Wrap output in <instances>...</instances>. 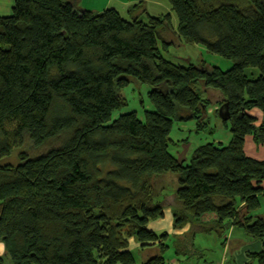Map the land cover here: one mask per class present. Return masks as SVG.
Returning <instances> with one entry per match:
<instances>
[{
	"label": "trees",
	"instance_id": "obj_1",
	"mask_svg": "<svg viewBox=\"0 0 264 264\" xmlns=\"http://www.w3.org/2000/svg\"><path fill=\"white\" fill-rule=\"evenodd\" d=\"M166 1L154 14L137 0L124 17L69 0H13L0 16V160L18 152L16 164L0 161V264H136L129 239L158 249L140 264H165L170 248L199 255L196 233L229 229L264 246V212L255 213L264 160L243 150L247 136L264 143L263 121L249 114L264 119V0ZM165 32L232 66L166 59ZM129 84L147 87L151 109L113 118ZM211 106L229 126L228 144L206 142L188 161L172 155L173 122L203 130ZM27 142L41 151L31 155ZM166 174L177 176L174 189L160 184ZM165 207L185 232L147 228ZM248 255L264 264V252Z\"/></svg>",
	"mask_w": 264,
	"mask_h": 264
},
{
	"label": "rangeland",
	"instance_id": "obj_2",
	"mask_svg": "<svg viewBox=\"0 0 264 264\" xmlns=\"http://www.w3.org/2000/svg\"><path fill=\"white\" fill-rule=\"evenodd\" d=\"M127 2L128 0H111L109 3L108 0H82L77 1L76 6L89 7L90 9H94V12L102 11L107 7H115L122 16L125 17V9L124 6L118 4V2ZM137 1V0H136ZM109 3V4H107ZM147 8L150 13H159L165 12L167 9V1L166 0H146ZM172 23L176 27V17L171 13ZM176 31V29H175ZM166 37V41H172L173 44L169 47V49L163 53V56L171 61L181 60V61H189L195 65H199L200 63H204L206 66H216L220 70L225 71L232 66V62L228 59H225L219 55L208 52L204 46L202 45H190L180 42L176 36H174L171 32L164 33ZM244 74L248 78H256L259 75V71L256 68H247L244 70ZM147 87L146 86H137L135 84H129L125 89H123L124 98L127 101V105L122 108L120 111L113 113V118L118 116L120 113L135 111L138 116H142L143 109H151V105L147 99ZM210 95H214L213 93H205L206 98H210ZM212 107V106H211ZM249 114L253 117L257 118V123H260L264 119L262 118V114L259 109L253 108L249 111ZM207 127L203 130H197L196 124L194 121H176L173 122L171 131L169 134L170 139L175 141L174 144L169 145V152L175 157H179L180 155L186 156V160L191 153H189V149H193L197 145L209 141H213V139H220L223 144H226L231 136L229 131V126L227 123H223L217 117L212 114L207 115ZM178 140V141H177ZM24 148L28 149V152L31 155L36 154L40 150L29 149L30 144L27 142L24 145ZM17 148H14L13 151L5 158L1 159L2 163H17ZM192 149L190 152H192ZM244 153L254 159L264 160V143L255 144L250 136H247L244 143ZM176 179L177 176L174 174H166L160 177V184L169 185L171 188L176 187ZM174 187V188H175ZM173 188V189H174ZM260 207L257 209L256 213H262L264 211V197L260 198ZM222 240L231 241V247L227 244L224 249L222 245ZM257 241L254 239L248 238L243 231L240 229H233L231 231H226L221 238H218L214 234H204V233H196L194 237V248L199 252V255L192 254L187 258L185 256H175L173 253V249H168L164 252L165 263L168 264V260L171 258L177 260V264H237L238 256L236 253L238 249L245 244L250 242ZM247 253L246 260H244V264H259L257 257H250ZM135 259L137 263H140V255L138 252L135 253ZM242 263V264H243Z\"/></svg>",
	"mask_w": 264,
	"mask_h": 264
},
{
	"label": "crops",
	"instance_id": "obj_3",
	"mask_svg": "<svg viewBox=\"0 0 264 264\" xmlns=\"http://www.w3.org/2000/svg\"><path fill=\"white\" fill-rule=\"evenodd\" d=\"M69 1L71 3H73V5L75 6V8H77V9H86V10H90V11H93L94 12V9H90L89 7H86V6L85 7L76 6L75 3L77 1H81L82 2V0H69ZM108 2L110 3L111 0H108ZM133 2H136V0H128L127 2H121L120 1V2H118V4L124 6V8H125L127 5H129V4L133 3ZM109 3H107V4H109ZM12 6H13V0H0V16L10 15L11 14ZM110 8L116 9L115 7H110ZM215 108L216 107H209L207 109V114H211L212 111H213V109H215ZM139 117L141 118V116H139ZM230 138H231V136H230ZM245 139H246V137H245ZM171 141H172V144H174V145L177 143V142L175 143V141H173L172 139H171ZM229 141H230V139H229ZM209 142H213L215 144H220V145H223V146L228 144V142L226 144H223L220 139H213V141H209ZM202 144H204V143H201L199 145H202ZM199 145H197L196 147H198ZM196 147H194V148H196ZM191 149H189V153H191L190 152ZM189 157H188V159H189ZM185 158H187V157L185 156ZM147 228L149 230L154 231V232H157V233H159V232H166L167 234L180 235V234H182L183 232H185L187 230L188 226H185L182 229H173L170 208L165 207L163 209V217L162 218L155 219V220L149 222L148 225H147ZM229 231H231V233H232L233 229H229ZM227 244L231 247V241L229 242V241H226L225 240V243L223 244L224 249L226 248ZM139 245L140 244L137 243V242H135L133 239H129V243H128L127 249L128 250H131L134 253V257H135V253L136 252L139 253L140 259H141L140 263L158 253V249L155 246H147V247L139 248ZM201 251H202V249L199 250V252H201ZM261 251L264 252V246H262L261 242L258 241V240L257 241L250 242V243L245 244V245H242L238 249V251L236 252V253H238V254H236V256H238V263L237 264H242L244 262V260L247 259L246 258V254L247 253H257V252H261ZM2 253H3V245L0 243V255ZM176 261L177 260H174V258H171L170 261L168 260V264H177ZM135 263L136 264H140V263H137L136 262V259H135ZM219 264H222V263H219Z\"/></svg>",
	"mask_w": 264,
	"mask_h": 264
},
{
	"label": "water",
	"instance_id": "obj_4",
	"mask_svg": "<svg viewBox=\"0 0 264 264\" xmlns=\"http://www.w3.org/2000/svg\"><path fill=\"white\" fill-rule=\"evenodd\" d=\"M224 104L220 105L217 108V115L221 120H226L228 118L226 110L223 109Z\"/></svg>",
	"mask_w": 264,
	"mask_h": 264
}]
</instances>
